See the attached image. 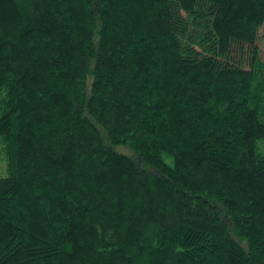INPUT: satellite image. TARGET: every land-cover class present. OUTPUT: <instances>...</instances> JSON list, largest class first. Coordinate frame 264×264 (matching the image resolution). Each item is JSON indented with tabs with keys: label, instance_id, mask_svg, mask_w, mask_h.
<instances>
[{
	"label": "trees",
	"instance_id": "obj_1",
	"mask_svg": "<svg viewBox=\"0 0 264 264\" xmlns=\"http://www.w3.org/2000/svg\"><path fill=\"white\" fill-rule=\"evenodd\" d=\"M263 22L0 0V264H264Z\"/></svg>",
	"mask_w": 264,
	"mask_h": 264
},
{
	"label": "rangeland",
	"instance_id": "obj_2",
	"mask_svg": "<svg viewBox=\"0 0 264 264\" xmlns=\"http://www.w3.org/2000/svg\"><path fill=\"white\" fill-rule=\"evenodd\" d=\"M256 44H257V46L259 47V50H260V57L264 61V22L259 27L258 39H257V43ZM123 149L126 150L125 148H123Z\"/></svg>",
	"mask_w": 264,
	"mask_h": 264
}]
</instances>
